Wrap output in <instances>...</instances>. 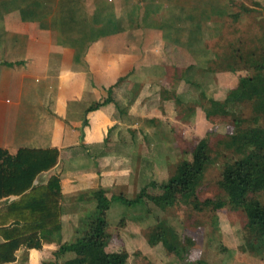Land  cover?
<instances>
[{"label":"crops","instance_id":"crops-1","mask_svg":"<svg viewBox=\"0 0 264 264\" xmlns=\"http://www.w3.org/2000/svg\"><path fill=\"white\" fill-rule=\"evenodd\" d=\"M197 1L0 0V149L11 156L21 149H57L56 166L34 184L59 175L62 208L109 187L103 184L107 160L117 169L114 176L134 180L137 120L147 118L170 60L187 51L189 32L193 44L202 43L201 23L188 19ZM195 51L198 58L202 46ZM109 90L113 102L90 111ZM64 219L62 209L61 232ZM59 245L22 252L20 262L42 264ZM134 249L139 251L136 243Z\"/></svg>","mask_w":264,"mask_h":264},{"label":"rangeland","instance_id":"rangeland-1","mask_svg":"<svg viewBox=\"0 0 264 264\" xmlns=\"http://www.w3.org/2000/svg\"><path fill=\"white\" fill-rule=\"evenodd\" d=\"M196 6V11H189L188 19L201 23L197 36H202V43L193 44L191 37H195L189 32L187 51L184 54L178 52L180 55H175L176 60H170L168 75L156 85L158 93L148 103L147 118L137 120L139 149L130 167L134 180L127 175L114 176L112 171L117 169L110 168L108 160L106 162L104 178L107 182H103L109 186L104 189L106 197L122 195L125 198L109 203L106 221L110 239L106 250L129 254V264H158L162 259L175 264H264V251H258L259 246L250 244L252 234L257 230L250 233L243 212L225 203L226 194L217 185L224 164L236 158L230 151L223 152L222 149L237 128L228 116L206 119L204 107L207 103L204 97H199L203 91L205 97L224 99L238 89L241 79L252 74L249 51L264 48V0H198ZM200 45L203 52H198L196 58L195 47ZM171 46L177 51L178 45ZM162 90L167 93L164 97ZM161 101H166V105L156 109ZM254 116L245 107L240 129L262 122L261 119L254 122ZM204 137L213 151L222 154L207 167L196 198L200 202H224V207L216 211H196L191 203L194 199L162 210L148 199L133 206L127 204L126 199L133 200L142 186L146 187L145 193L149 196L160 194L159 186L173 175L176 164L188 158L190 150ZM117 161L120 165V160ZM151 182L156 183L155 188L149 187ZM91 193L83 194L80 203L64 202V230L58 238L61 242H52H68L82 230V220L96 205ZM247 199L259 200L264 205V192L249 194ZM158 223L174 231L180 257L160 243L149 245L148 236ZM124 233H128V239ZM130 238L132 242H129ZM257 242L262 247L261 241ZM135 243L140 252L134 251ZM20 253L16 264L23 260L24 255ZM51 261L62 264L64 258L54 262L51 257L43 262Z\"/></svg>","mask_w":264,"mask_h":264},{"label":"trees","instance_id":"trees-1","mask_svg":"<svg viewBox=\"0 0 264 264\" xmlns=\"http://www.w3.org/2000/svg\"><path fill=\"white\" fill-rule=\"evenodd\" d=\"M249 57L252 74L240 80L235 92L221 100L205 97L203 91L199 97H204L207 103L204 107L206 119L228 116L237 128L222 149L223 152L230 151L236 158L224 164L217 185L226 194L225 203L243 212L250 233L257 230L252 234L250 244L259 246L258 251H264V205L259 200L247 199L249 194L264 192V48L249 51ZM165 94L163 90L161 95L164 97ZM110 95L109 90V97L89 110L113 102ZM245 107L255 115L254 122L259 119L262 122L240 129ZM221 154L210 148L207 137L200 139L187 154L189 157L176 164L173 175L159 186L160 194L149 196L145 193L146 187L142 186L133 200L126 199L127 204L133 206L148 199L162 210L194 199L191 203L196 211H216L224 207V202H200L196 198L207 167ZM58 158L59 151L55 148L21 149L14 156L0 149V264H14L19 252L40 251L44 244L60 237L63 198L60 177L51 176L44 185L34 184L38 175L56 166ZM149 187L155 188L156 183H149ZM91 196L96 203L94 209L82 220V230L77 236L59 245L53 253L54 262L64 258L62 264H126L128 255L125 252L106 250L110 239L106 221L109 203L125 198L120 195L108 199L101 189L92 192ZM147 241L151 246L160 243L181 256L180 249L175 247L174 231L165 224L158 223ZM48 264L58 263L51 261Z\"/></svg>","mask_w":264,"mask_h":264}]
</instances>
